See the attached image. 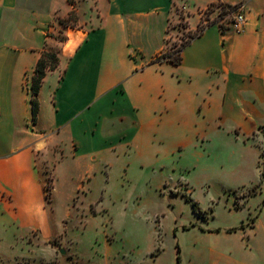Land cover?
Segmentation results:
<instances>
[{
	"label": "crops",
	"instance_id": "obj_1",
	"mask_svg": "<svg viewBox=\"0 0 264 264\" xmlns=\"http://www.w3.org/2000/svg\"><path fill=\"white\" fill-rule=\"evenodd\" d=\"M215 2L244 3L242 32L209 25L178 64L154 60L182 6L194 31ZM72 9L77 26L62 28L57 48L53 24ZM43 50L56 52L59 64L43 78L33 122L30 80ZM199 138L248 147L264 139V0H0V232L15 249L0 264H68L48 218V170L60 177L67 158L91 170L122 162L120 154L128 166L151 163L166 143L184 151ZM87 171L91 200L101 175ZM231 227L206 221L183 229L200 239Z\"/></svg>",
	"mask_w": 264,
	"mask_h": 264
},
{
	"label": "rangeland",
	"instance_id": "obj_2",
	"mask_svg": "<svg viewBox=\"0 0 264 264\" xmlns=\"http://www.w3.org/2000/svg\"><path fill=\"white\" fill-rule=\"evenodd\" d=\"M206 8L199 24L207 17ZM176 13L169 24L166 51L177 49L197 30L188 28L180 10ZM56 22L50 35L59 48L65 35ZM260 153L264 154V139L257 140V147H248L199 138L184 151L166 143L160 158L151 163L128 166L120 154L122 162L113 159L90 170L83 162L75 165L67 158L60 177L59 171H47L43 188L48 218L66 251L63 257L68 264H176L177 255L179 264H264V177L258 175V171L264 174V157L259 159ZM84 169L89 175H101L99 191L91 200L84 198L89 187ZM253 217L260 220L250 233L247 225ZM206 221L237 230L226 236L205 233L198 239L183 229ZM10 243L0 232L1 258L15 251ZM151 255L160 257L157 263Z\"/></svg>",
	"mask_w": 264,
	"mask_h": 264
},
{
	"label": "trees",
	"instance_id": "obj_3",
	"mask_svg": "<svg viewBox=\"0 0 264 264\" xmlns=\"http://www.w3.org/2000/svg\"><path fill=\"white\" fill-rule=\"evenodd\" d=\"M219 5L223 7L221 14L226 13L228 11H232L236 7V4L232 5V4H228L224 2L211 3L209 6L214 7V6H219ZM58 21H59V24L62 25L63 27H68V26L76 27L78 18H77L75 11L72 9L66 17H59ZM69 23H71L72 25H70ZM198 27L199 26H197V29ZM196 33L197 31L192 32V35L190 37L191 38L196 37L198 35V34L196 35ZM189 41L190 39L182 43L177 49L174 50L175 52L176 51L179 52V56H173L174 51H170V52L165 53L163 57L165 56L168 60L172 61L175 64H178L180 62L181 50L189 43ZM58 64H59V57L56 52L51 51V50H43L40 53V56L36 62V66L34 68L33 74L31 76L30 88H29L30 90L29 101L31 104L33 122L36 121L37 112L39 109V102L37 99V95L41 87L43 78L45 77L48 71L56 69ZM261 176L264 177V174L262 173ZM234 230H236V228L227 229V231L229 232L234 231ZM176 249H177V254H178L179 253L178 246H176ZM176 259H177V263L179 264V255H177Z\"/></svg>",
	"mask_w": 264,
	"mask_h": 264
},
{
	"label": "built area",
	"instance_id": "obj_4",
	"mask_svg": "<svg viewBox=\"0 0 264 264\" xmlns=\"http://www.w3.org/2000/svg\"><path fill=\"white\" fill-rule=\"evenodd\" d=\"M223 7L219 6H207L205 12L207 13V17H205L204 21L201 24H198V29L196 30V35L202 33L209 25H215L220 30H230L233 32H242L244 30V25L246 22L244 3L240 2L236 4V7L232 11H228L226 13L221 14ZM181 13L184 14L185 6H182L180 9ZM192 39L191 37L189 38ZM174 51V50H171ZM170 51H165L159 54L154 60L159 61L163 59H167L163 55ZM173 56H179V52L173 53ZM264 157V154H260V158Z\"/></svg>",
	"mask_w": 264,
	"mask_h": 264
},
{
	"label": "water",
	"instance_id": "obj_5",
	"mask_svg": "<svg viewBox=\"0 0 264 264\" xmlns=\"http://www.w3.org/2000/svg\"><path fill=\"white\" fill-rule=\"evenodd\" d=\"M62 252H63V250H62Z\"/></svg>",
	"mask_w": 264,
	"mask_h": 264
}]
</instances>
